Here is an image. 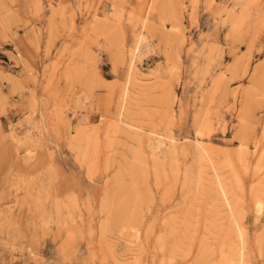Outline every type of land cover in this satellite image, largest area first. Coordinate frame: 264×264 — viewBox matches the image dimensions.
Instances as JSON below:
<instances>
[{
  "label": "rangeland",
  "instance_id": "rangeland-1",
  "mask_svg": "<svg viewBox=\"0 0 264 264\" xmlns=\"http://www.w3.org/2000/svg\"><path fill=\"white\" fill-rule=\"evenodd\" d=\"M0 264H264V0H0Z\"/></svg>",
  "mask_w": 264,
  "mask_h": 264
}]
</instances>
